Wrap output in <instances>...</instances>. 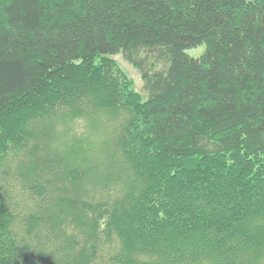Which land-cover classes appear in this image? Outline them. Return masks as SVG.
Wrapping results in <instances>:
<instances>
[{
    "label": "trees",
    "instance_id": "obj_1",
    "mask_svg": "<svg viewBox=\"0 0 264 264\" xmlns=\"http://www.w3.org/2000/svg\"><path fill=\"white\" fill-rule=\"evenodd\" d=\"M86 106L116 122L94 204L89 139L59 132L76 148L65 171L36 146L57 109ZM52 200L55 237L35 222ZM97 249L105 264H264V0H0V264H95Z\"/></svg>",
    "mask_w": 264,
    "mask_h": 264
},
{
    "label": "rangeland",
    "instance_id": "obj_2",
    "mask_svg": "<svg viewBox=\"0 0 264 264\" xmlns=\"http://www.w3.org/2000/svg\"><path fill=\"white\" fill-rule=\"evenodd\" d=\"M204 50H205L204 46H201L196 49L187 51L186 54H188L190 57L197 58L203 54ZM113 60L118 64V67L121 69L122 73L128 79L132 81L133 88L138 93H140L142 96H144L143 90H142L143 84H142V81H141V78L138 72L135 69H133L129 64H127L120 56L114 57ZM83 108L78 109L75 107L74 109L78 111L80 115L78 116L76 114V111H73V113L71 114V111H70L68 118L65 120H62V118L64 115H66V112L62 110L61 108L57 109L58 118H53L51 120L52 125H54L52 126V128H53V131H55V136L54 135L42 136L41 134V138H39V140L36 142V146L40 147L39 156L42 157L41 160L43 162H45V160H47L48 158H53L52 160L54 162H59L56 164L57 169L61 171H65V168L68 167V166H65L66 165L65 161L67 159L65 157L66 156L65 152L71 149L72 151L76 150V148H74V146L72 145L68 146L66 142H63L62 136L59 132L66 131L68 135L70 134V135L76 136L75 138L85 136L87 139H89V143L93 145L88 147L89 150L87 153L81 156L80 152H77V151L73 152L74 156H81V159H83L84 162L86 161L84 168L74 166V167H70L67 169L75 170L76 169L75 167H78L80 171V173L78 172V174L83 173V175L81 176L82 177L85 176L87 179V183H88V187L86 186V190H84L83 192L84 196L85 197L89 196L87 200L91 202L92 204H94V203L99 202L102 198L101 197L97 198V196L93 192L94 187L90 186V184L95 185V183L97 182V180H93V176L95 179V177L100 173V171L93 169L92 165H94V162L99 161V158L103 155V154H98V153H104V147H102V144L106 140L107 137H110L112 135V129H111L113 127L112 123H116V122H111L109 118L102 112H94L93 108L91 107L88 108L86 106ZM57 119H58V123L56 124ZM108 123H111L112 125L108 127L107 126ZM38 130H41V125L39 126ZM109 131H110V134H109ZM67 134H63V135H67ZM45 137L49 138L48 139L49 142L46 141ZM107 151L110 152L111 148H109ZM91 153H93L96 158H93ZM96 154L98 155V157ZM100 160H103V158H101ZM87 162H89L90 164V165L88 164V168H87ZM184 171L186 170L184 169ZM54 181L56 180L54 179ZM55 205H58L57 202L55 200H52V205L50 206L48 211L38 210L36 214L39 217L35 219L36 224L39 226L38 228L40 232H43L44 234L51 233L52 236H54V233L49 230L47 219L52 218L54 222L52 223V228L56 227L57 223H59V227L62 230H64L61 224H63L65 220L61 218H66L65 214L63 215L58 214L59 212ZM29 207H31V201L30 199L27 200V198L24 195L21 207L19 208L21 210L19 211L21 212V214H27L29 213V209H28ZM33 209H40V205L39 204L33 205ZM67 231L68 233H72V234L74 232L80 233L78 226H70L64 232L66 233ZM79 236L81 237V234H79ZM109 236L112 237V240H115V236L113 232H111ZM34 244H35V247H37L43 253V255L45 256V259H48L51 262L57 263L58 258H59V261L61 263H64L63 257L61 258L60 257L61 255L57 251L56 242H53L51 244H44L42 242L40 243L37 239L34 238ZM116 244H117L116 242H113L114 248L116 247ZM104 246L105 245H102L101 247L103 251L106 250ZM87 249L89 251L90 249L89 245L87 246ZM46 255L49 257H46ZM95 258H96L95 264H105L106 262L105 252H98V249L96 250ZM73 260H74L73 262L74 264L81 263L83 261L82 255L80 253H73Z\"/></svg>",
    "mask_w": 264,
    "mask_h": 264
}]
</instances>
